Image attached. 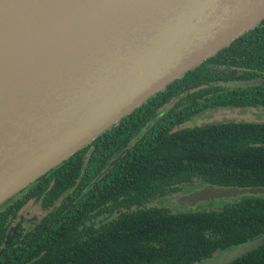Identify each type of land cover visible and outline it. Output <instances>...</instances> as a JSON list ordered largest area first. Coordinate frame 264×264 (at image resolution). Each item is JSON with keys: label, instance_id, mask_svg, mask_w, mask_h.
<instances>
[{"label": "trees", "instance_id": "obj_1", "mask_svg": "<svg viewBox=\"0 0 264 264\" xmlns=\"http://www.w3.org/2000/svg\"><path fill=\"white\" fill-rule=\"evenodd\" d=\"M261 82L264 19L2 204L0 264H197L262 235L264 195L216 211L145 207L193 184L264 188L263 121L175 129L209 110L264 109ZM29 200L47 214L7 234ZM231 264H264V246Z\"/></svg>", "mask_w": 264, "mask_h": 264}, {"label": "water", "instance_id": "obj_2", "mask_svg": "<svg viewBox=\"0 0 264 264\" xmlns=\"http://www.w3.org/2000/svg\"><path fill=\"white\" fill-rule=\"evenodd\" d=\"M66 2L0 0V206L264 19V0H97L67 24ZM244 194L264 188L177 202ZM262 246L264 233L197 264Z\"/></svg>", "mask_w": 264, "mask_h": 264}, {"label": "rangeland", "instance_id": "obj_3", "mask_svg": "<svg viewBox=\"0 0 264 264\" xmlns=\"http://www.w3.org/2000/svg\"><path fill=\"white\" fill-rule=\"evenodd\" d=\"M205 117V118H204ZM238 120V121H263L264 122V109H218L214 113L207 118L204 114L195 116L193 119L186 122L181 127H194V126H202L206 125L204 123H208L210 121H221V120ZM198 189V188H197ZM195 188L187 190L184 189L180 192L179 195L176 196H167L160 199L152 200L145 207H163L170 213H184L191 210H207V211H216L223 206V201L225 199H214L210 201L199 202L193 207H188L185 205L178 204V198L181 196H186L194 190ZM37 206L29 203L27 204L23 210L21 211L22 215H27L29 217H37L40 218L45 211L38 212ZM40 213V214H39Z\"/></svg>", "mask_w": 264, "mask_h": 264}, {"label": "flooded vegetation", "instance_id": "obj_4", "mask_svg": "<svg viewBox=\"0 0 264 264\" xmlns=\"http://www.w3.org/2000/svg\"><path fill=\"white\" fill-rule=\"evenodd\" d=\"M212 87V86H211ZM200 88H204V87H200ZM206 88H207V86H206ZM222 88L223 89H227L226 87H224V86H222ZM222 109H224V108H222ZM230 109V108H229ZM235 109H237V108H235ZM244 109H252L251 107H247V108H244ZM255 109H262V108H255ZM218 109H216V110H214V111H211V110H209V111H205V112H203V113H201V114H199V115H205L207 118H209L210 117V115L212 114V113H214L215 111H217ZM199 115H197V116H199ZM194 117H192V118H190L189 120H191V119H193ZM205 118V117H204ZM189 120H187V121H184L183 123H181V124H179L175 129L176 130H178V129H181V128H193V127H181L182 125H184L186 122H188ZM231 119H229V120H221V121H210V122H208V123H204V124H210V123H213V122H227V121H230ZM234 121H238V120H234ZM242 122H249V121H242ZM194 127H198V126H194ZM203 187V186H202ZM193 188H195V189H197V185H195V184H193V186H192V188L191 189H193ZM184 189H188V187H183V189L182 190H184ZM198 189H200V188H198ZM180 194V193H179ZM176 196V195H175ZM29 203H32V204H34V205H36L37 207V210H38V212H40V211H45L44 213H43V215L40 217V218H37V217H29V216H27V215H22V213H20L19 215H18V219L17 220H14L11 224H10V226L8 227V231H7V234L9 233V235H12V234H14L18 229L23 233V234H25L27 231H30V230H32V228H34V227H37L38 225H39V223L42 221V219L44 218V215L45 214H47V210H43L44 208H42V207H40L39 206V204L38 203H35L33 200H29V201H27V203L24 205V206H26L27 204H29ZM53 208H55V203L53 204V207H51V209H53ZM37 219V220H36ZM13 229H14V231H13ZM7 241V240H6Z\"/></svg>", "mask_w": 264, "mask_h": 264}, {"label": "bare ground", "instance_id": "obj_5", "mask_svg": "<svg viewBox=\"0 0 264 264\" xmlns=\"http://www.w3.org/2000/svg\"><path fill=\"white\" fill-rule=\"evenodd\" d=\"M94 2L97 0H67L62 11L63 19L67 24H72L70 20L81 19L86 16L89 13L88 6Z\"/></svg>", "mask_w": 264, "mask_h": 264}]
</instances>
